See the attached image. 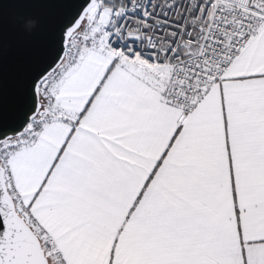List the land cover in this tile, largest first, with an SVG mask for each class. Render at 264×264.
<instances>
[{"label": "snow or ice", "instance_id": "6c2138e0", "mask_svg": "<svg viewBox=\"0 0 264 264\" xmlns=\"http://www.w3.org/2000/svg\"><path fill=\"white\" fill-rule=\"evenodd\" d=\"M0 264H264V0H0Z\"/></svg>", "mask_w": 264, "mask_h": 264}]
</instances>
